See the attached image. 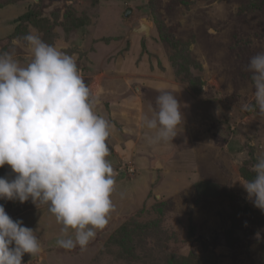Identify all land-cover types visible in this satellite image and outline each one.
<instances>
[{
	"label": "rangeland",
	"instance_id": "rangeland-1",
	"mask_svg": "<svg viewBox=\"0 0 264 264\" xmlns=\"http://www.w3.org/2000/svg\"><path fill=\"white\" fill-rule=\"evenodd\" d=\"M29 32L71 55L99 97L116 183L84 249L57 245L75 230L62 234L47 205L0 199L41 245L22 264H264V212L240 182L264 156V115L242 110L255 102L247 66L264 52V0H0V53L26 64ZM162 92L182 120L172 141L151 143L142 121Z\"/></svg>",
	"mask_w": 264,
	"mask_h": 264
},
{
	"label": "clouds",
	"instance_id": "clouds-1",
	"mask_svg": "<svg viewBox=\"0 0 264 264\" xmlns=\"http://www.w3.org/2000/svg\"><path fill=\"white\" fill-rule=\"evenodd\" d=\"M31 59L21 64L13 52L0 53V167L14 178L0 177V199L48 206L61 233L75 238L56 241L63 249H84L108 223L114 209L115 172L106 159L110 123L94 111L100 103L81 77L75 59L46 43L38 34L23 36ZM254 104L244 111L264 115V52L250 58ZM158 110L143 117L149 142L167 143L181 123L180 104L162 92ZM255 176L240 180L248 199L264 212V156L252 166ZM42 248L33 229L14 221L0 204V264H22L25 253Z\"/></svg>",
	"mask_w": 264,
	"mask_h": 264
},
{
	"label": "water",
	"instance_id": "water-1",
	"mask_svg": "<svg viewBox=\"0 0 264 264\" xmlns=\"http://www.w3.org/2000/svg\"><path fill=\"white\" fill-rule=\"evenodd\" d=\"M135 32H144L146 35L149 34V31H150V26L147 25L146 23H142L140 24L138 27H136L134 29ZM161 164L160 162H158L157 166L158 167H161Z\"/></svg>",
	"mask_w": 264,
	"mask_h": 264
},
{
	"label": "trees",
	"instance_id": "trees-1",
	"mask_svg": "<svg viewBox=\"0 0 264 264\" xmlns=\"http://www.w3.org/2000/svg\"><path fill=\"white\" fill-rule=\"evenodd\" d=\"M27 17H29V14L25 13L22 16H20L18 19L23 21V20H27ZM236 231H238V230H236Z\"/></svg>",
	"mask_w": 264,
	"mask_h": 264
}]
</instances>
